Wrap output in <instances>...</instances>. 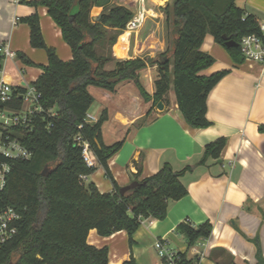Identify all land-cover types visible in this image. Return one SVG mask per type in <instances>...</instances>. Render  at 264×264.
I'll use <instances>...</instances> for the list:
<instances>
[{"label":"trees","instance_id":"1","mask_svg":"<svg viewBox=\"0 0 264 264\" xmlns=\"http://www.w3.org/2000/svg\"><path fill=\"white\" fill-rule=\"evenodd\" d=\"M111 1L29 3L46 8L60 29L71 51V60L66 62L45 46L37 15L22 19L29 27L30 46L43 49L47 59L33 85L40 93L42 107L55 109L57 116L37 120L34 131L23 138L32 157L13 165L0 193V203L12 207L20 216L15 224L16 234L0 249V264H107V249L87 243L89 230L94 229L101 237L125 231L131 245L132 236L143 220H164L169 203L187 195L180 178L193 166L174 171L164 163L157 173L139 180L140 161L134 178L140 185L121 194L107 162L120 150L123 139L104 144L101 130L108 120L106 109L96 122L88 121L87 111L93 102L89 88L115 93L121 85L132 83L141 100L152 102L153 106L163 102L172 89L185 123L193 129L207 128L211 125L206 119L207 96L229 71L200 74L214 63L209 54L200 51L203 38L211 35L233 64L239 65L244 61L239 46L226 48L222 36L239 44L244 36L259 35V21L238 7L236 0H171L160 9L172 45L170 55L165 51L153 58L117 60L111 49L125 30L132 11L124 5H112ZM93 7H102L96 18L90 16ZM16 57L23 65L34 66L22 53ZM1 61L0 51V68ZM112 61L113 68L106 70L105 66ZM149 66L157 69L152 94L139 77ZM258 130L264 133V126ZM77 135L89 143L96 164L112 184V192L101 193L93 183L86 184L81 179L94 173L95 167L88 168L83 162L81 148L74 142ZM225 142V138H219L205 145L195 166H203L209 159L218 160ZM44 169L46 176L41 175ZM211 231L209 222L193 225L187 220L174 229L188 249L207 240ZM253 243L256 264H264L258 240ZM196 261L176 252L175 264ZM123 264L134 262L131 259Z\"/></svg>","mask_w":264,"mask_h":264},{"label":"crops","instance_id":"2","mask_svg":"<svg viewBox=\"0 0 264 264\" xmlns=\"http://www.w3.org/2000/svg\"><path fill=\"white\" fill-rule=\"evenodd\" d=\"M31 1L39 0H0V45L15 55L22 53L34 65H23L17 57L3 62L0 76L12 85L33 84L42 73L40 66L47 63L45 51L29 44V27L22 21L26 17L37 15L45 46L52 48L61 61L71 60V51L46 8L29 5ZM152 2L145 0V7L156 13L160 21L163 5ZM235 3L259 22L264 21V0ZM134 5L129 8L132 13L138 8L137 3ZM92 10L96 12H91V17L96 18L102 7ZM163 47L156 30H139L128 35L123 58L115 57L111 51L117 60L143 59L155 57ZM200 51L214 59L201 75L229 71L207 96L206 119L211 123L207 128L193 129L185 123L172 89L161 102L162 110H158L152 102L141 100L132 83L121 85L115 93L89 88L93 102L87 111L88 121L96 122L106 109L108 120L101 130L104 144L123 139L120 150L107 162L120 188L134 181L136 164L140 161L139 180L157 173L164 163L174 171L193 166L180 178L187 195L169 203L164 220H143L132 236L131 245L125 231L101 237L94 229L89 230L87 243L107 249V264H123L131 259L134 264H160L154 249L157 240H165L174 252L185 253L187 260L197 259L195 264H256L253 240L257 239L264 259V133L258 130L264 126V64L246 61L233 64L225 49L208 34ZM154 67L143 70L148 73L144 78L150 94L154 86L149 74ZM219 138L226 140L219 159L195 166L205 145ZM83 181L93 183L101 193L113 191L97 164L94 173ZM186 220L193 225L209 222L210 237L188 249L174 232Z\"/></svg>","mask_w":264,"mask_h":264},{"label":"built area","instance_id":"3","mask_svg":"<svg viewBox=\"0 0 264 264\" xmlns=\"http://www.w3.org/2000/svg\"><path fill=\"white\" fill-rule=\"evenodd\" d=\"M137 10L132 13L124 31L137 32L156 13L145 7V0H136ZM259 35L244 36L238 44L243 60L264 64V21L259 22ZM1 68L6 60L16 55L6 46H1ZM40 93L33 84L12 85L0 76V193L4 190L7 178L16 162L28 161L32 151L24 143V137L31 134L37 120L57 116L55 109H44L40 103ZM88 119V117H87ZM80 128V126L78 127ZM74 142L81 148V157L86 167L96 166V158L89 143L77 135ZM85 176H81L83 180ZM19 214L0 203V249L16 234ZM154 249L160 264H175L176 252L168 248L165 240H157Z\"/></svg>","mask_w":264,"mask_h":264},{"label":"rangeland","instance_id":"4","mask_svg":"<svg viewBox=\"0 0 264 264\" xmlns=\"http://www.w3.org/2000/svg\"><path fill=\"white\" fill-rule=\"evenodd\" d=\"M167 2H168V4H170L171 3V0H167ZM167 2H163V7H165V5H166V3ZM111 3H112V5H124V6H126V7H128V8H132V7H134L135 5V3H136V1L135 0H112L111 1ZM152 4L153 5H157L156 3H154V2H152ZM155 10H157V9H155ZM91 12H93V13H95L96 12V10H92L91 9ZM91 12H90V16H91ZM162 13V12H161ZM140 31L142 30V31H149V30H156V34H157V36H158V38L164 43V47L161 49V50H159L157 53H156V55L155 56H157L158 54H160V53H163V52H165L166 51V53H167V56H169L170 55V53H171V48H172V45H171V41H170V37L168 36V33H167V31H166V29H165V27H164V17H163V19L162 20H160L159 21V16L156 14V16H154L153 18H150V19H148L146 22H145V24L139 29ZM138 30V31H139ZM123 32H126V31H123ZM130 34V33H129ZM133 34V33H132ZM119 37V36H118ZM117 40H118V38H117ZM117 42V41H116ZM116 44V43H115ZM114 44V45H115ZM114 47V46H113ZM112 50H113V48H112ZM111 53H112V51H111ZM114 54V53H113ZM115 56V55H114ZM117 58H119V57H117ZM121 58H123V57H121ZM115 59V58H114ZM113 65H114V62L112 61V62H109L106 66H105V69L106 70H109V69H112L113 68ZM150 67V66H149ZM151 68V67H150ZM145 73L146 74H148L147 72H145V71H141L140 73H139V77H140V80H141V82L142 83H144V85L147 87V82H145V78H144V75H145ZM156 73H157V69H156V67H154V69H152V71L150 72V77L152 78V81H154V79L156 78ZM131 84V83H130Z\"/></svg>","mask_w":264,"mask_h":264},{"label":"water","instance_id":"5","mask_svg":"<svg viewBox=\"0 0 264 264\" xmlns=\"http://www.w3.org/2000/svg\"><path fill=\"white\" fill-rule=\"evenodd\" d=\"M222 39H223V41H224V45H225L226 48H232V47H237V46H238L237 43H235L233 40H230V39L227 38L226 36H222ZM156 108H157L158 110H162V108H163V107H162V103L159 102V103L156 105ZM41 175H42V176H46V175H47V171H46V169H44V170L42 171ZM139 185H140V183H139L138 181H133V182H131L129 185L124 186V187H121L120 190H119V192H120L121 194H125V193H127V192L133 190L134 188L138 187Z\"/></svg>","mask_w":264,"mask_h":264},{"label":"bare ground","instance_id":"6","mask_svg":"<svg viewBox=\"0 0 264 264\" xmlns=\"http://www.w3.org/2000/svg\"><path fill=\"white\" fill-rule=\"evenodd\" d=\"M153 1L155 3H159V5L160 4H163V1H157V0H153ZM128 35H129V32L126 31V32H123L119 36L116 44L113 47V53H114L115 57L121 58V57H123L127 53L126 46H127V38H128Z\"/></svg>","mask_w":264,"mask_h":264}]
</instances>
